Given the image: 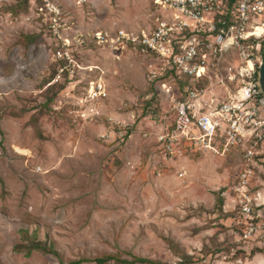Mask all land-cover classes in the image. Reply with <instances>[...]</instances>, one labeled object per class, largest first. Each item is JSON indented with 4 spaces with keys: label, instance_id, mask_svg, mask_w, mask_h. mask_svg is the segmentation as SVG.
<instances>
[{
    "label": "rangeland",
    "instance_id": "1",
    "mask_svg": "<svg viewBox=\"0 0 264 264\" xmlns=\"http://www.w3.org/2000/svg\"><path fill=\"white\" fill-rule=\"evenodd\" d=\"M17 1L0 0V264H59L114 252L125 260L134 255L169 264L184 253L190 257L185 264H214L215 250H224L220 256L228 260L235 244L222 207L229 204L226 200L218 212L214 200L220 190L225 200L237 166L226 157L221 158L226 166L217 168L212 164L219 163L217 155L175 160L188 162L198 195L213 171L229 168L225 186L219 190L214 183L205 204H196L187 195L190 183L173 176L169 162L175 158L158 163L149 156L161 155L154 124L168 126L172 120L169 96L147 80L152 57L126 50L115 64L74 69L70 78L62 72L51 83L57 73L35 4L24 0L17 7ZM58 3L69 36L96 28L143 30L159 12L149 0ZM77 48L73 57L79 65L107 54L105 46L89 42ZM96 78L105 81L100 97L87 91L88 79ZM101 106L122 114L114 121ZM129 144L134 161L123 167L120 152ZM144 146L150 148L138 150ZM146 158L149 166L143 165ZM252 185L257 187L256 177ZM28 240L53 252L30 248ZM244 254L237 251L232 258Z\"/></svg>",
    "mask_w": 264,
    "mask_h": 264
},
{
    "label": "built area",
    "instance_id": "2",
    "mask_svg": "<svg viewBox=\"0 0 264 264\" xmlns=\"http://www.w3.org/2000/svg\"><path fill=\"white\" fill-rule=\"evenodd\" d=\"M32 1L53 45L57 74L51 83L62 72L70 78L74 69L100 70L96 63L74 60L76 47L88 42L105 46L114 61L126 50L152 57L147 80L169 96L172 114L171 123L156 134L159 153L163 159L237 154V170L224 192L229 205L222 207L233 227L235 247L230 251L264 254V195L259 201L252 185L264 170V96L257 75L264 0H149L159 12L143 30L96 28L75 36L66 32L58 0ZM74 3L87 5L89 0ZM103 85L102 79H88V94L104 95Z\"/></svg>",
    "mask_w": 264,
    "mask_h": 264
},
{
    "label": "crops",
    "instance_id": "3",
    "mask_svg": "<svg viewBox=\"0 0 264 264\" xmlns=\"http://www.w3.org/2000/svg\"><path fill=\"white\" fill-rule=\"evenodd\" d=\"M94 1H96V0H89V3H93ZM129 56H131V54ZM94 61L95 62H92V63H96L99 66H101V64L103 62H106V63L112 62L113 64H115L114 62H116V61H114V60L111 59V57L109 56L108 53L107 54L105 53V55L102 54V53H96V55L94 57ZM108 108L107 107H104V106L103 107L101 106V109L105 113L112 114V117L111 118L112 119L114 118V121H115V119H118L119 114H122V113H117L115 111H112L111 108H109V109ZM116 121H118V120H116ZM164 126L165 125L158 126L157 124H154L153 128H157L156 129V132H157L160 129H162ZM148 148H150V147L144 146V149L143 148H140L138 150H141L142 152L143 151L145 152V151H147ZM85 149H86V147H85ZM134 150L135 149L133 148V145H130V144H129V146L127 145V146H124L122 148V150L120 152V156H121V160L123 159V163H124L123 167H125V165L126 166H131L130 163H132L134 161L133 159H131L133 157L132 152ZM136 150H137V148H136ZM151 151H153V150H151ZM149 156L150 157L153 156L154 158L157 156L156 159H158V161H159L158 163H161V162L162 163H165V161H164L165 159L161 158L162 156L161 155L159 156V154L156 155L155 153H153L152 155H149ZM202 156H211V157H216L217 158L216 154H211V153H208V152H201V154L192 155L189 158H195V160H196V159H200ZM229 158H232L231 160H229V162H235V164H236V160L238 159L237 154L234 153V154L231 155V157L229 156ZM177 159H187V158H185V157L175 158V159H172L173 161L170 159L171 160L169 162L170 165H172L173 168L176 170V173L173 176L176 179L182 178V179H184V181L190 183V184L187 185L188 186V189L186 191H189V193H187V195H190L189 199L193 200L194 203H196V204L197 203L198 204H201V203L202 204H205V199L208 198V195L211 193V192H208L206 190L213 189L214 187H212V186H213L214 183L217 182V189L219 188V190H220L221 187H224L225 186V183H226V180H227V178H226V174L227 173H225V172L227 170L229 171V168H227V169L221 168V171L220 172L217 171V173L213 171L212 172V175H209L206 178V183L207 184H203L202 185V188L200 190L201 195H198V192H195V190L192 189V187H191V184H193V179H194L193 176L194 175H193L192 172L187 173V171H186L187 165H189L188 162L184 160L183 162L180 161V162H176V164H174L175 160H177ZM217 160H219V163L218 164H216L215 162L212 161V164L213 165H217V168L222 167V165L223 166H226L225 163L221 160V158L220 159H217ZM150 161H151L150 158H146V160H144V164L143 165L144 166H147V165L149 166L150 163H151ZM198 162H199V160H197L194 163H198ZM236 166H237V164H236ZM262 171H259L261 174H259V175L256 176L257 187L255 189H253L254 191L257 192L258 197H259V201L262 200L263 195H264V170H262ZM180 172L182 174L180 176H178L177 174L180 173ZM157 173H159V172H157ZM195 193H197V194H195ZM220 199H221V201L223 200L222 198H220ZM225 201L226 200H223L222 203L225 204L226 203ZM226 220L227 219L225 217V218L219 220L220 221L219 223L222 224V225H224L223 224V221H226ZM211 237L213 238V240L215 242V247L214 248L212 247V251H213L214 249H216V240H215L216 238H215V236L214 237L211 236ZM216 237H218L217 242H219V241L221 242L222 237H223L222 232L218 233ZM214 252L215 253L212 256L214 258L213 259L211 258L212 259V262L214 264H237L236 263L237 261L239 262V264H264V254H260V253H254L253 255L244 254L245 257H243L240 260L238 259V260L234 261V258H232L233 255L230 253V250H229L230 258L228 260H226L224 257L220 256V255H222V252H224V250L223 251L222 250L221 251L220 250H215Z\"/></svg>",
    "mask_w": 264,
    "mask_h": 264
},
{
    "label": "trees",
    "instance_id": "4",
    "mask_svg": "<svg viewBox=\"0 0 264 264\" xmlns=\"http://www.w3.org/2000/svg\"><path fill=\"white\" fill-rule=\"evenodd\" d=\"M25 1L27 3V0H25ZM23 4H25L24 0H18L16 6L17 7H19V6L23 7ZM33 37L34 36L29 37L30 38L29 40H31V38H33ZM25 39L28 40V37H24V42H26ZM50 46L53 48V45L50 44ZM52 65H53L52 67H53V69L55 71V66H56L55 62H52ZM220 193H222V190H220L218 192V194H217V196H216V198L214 200L217 203V209L219 210V211L217 210L218 212L221 211V205H222V201H221L220 196H219ZM228 216H230V215H228ZM28 246L30 248L31 247L40 248V249H42V251H45V252H48V253H52L53 252V250L50 247L44 246L43 243H35V242L31 241V240H28ZM129 257H130V259H128V260L121 259L120 257H118L117 252H114V253L102 254L100 256L97 255V256H94V257H91V258L88 257V258L75 259V260L68 261L66 263H62L61 262L59 264H79V263H82L84 261H93V264H103V263L111 261V260L113 262L117 263V264H135V263H140V264H144V263H146V264H169V263H167L165 261L155 260V258L138 257V256H134V255H129ZM179 257H180V260L178 261L177 264H185L186 262L190 261V257L185 255L184 253H179Z\"/></svg>",
    "mask_w": 264,
    "mask_h": 264
},
{
    "label": "water",
    "instance_id": "5",
    "mask_svg": "<svg viewBox=\"0 0 264 264\" xmlns=\"http://www.w3.org/2000/svg\"><path fill=\"white\" fill-rule=\"evenodd\" d=\"M257 75H258L259 87L264 96V42H263V46L261 47L260 64L257 70Z\"/></svg>",
    "mask_w": 264,
    "mask_h": 264
}]
</instances>
